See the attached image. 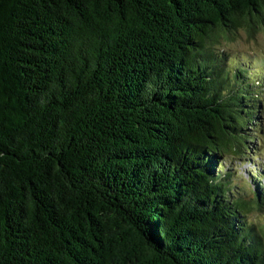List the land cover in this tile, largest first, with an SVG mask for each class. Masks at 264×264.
Here are the masks:
<instances>
[{
	"label": "trees",
	"instance_id": "trees-1",
	"mask_svg": "<svg viewBox=\"0 0 264 264\" xmlns=\"http://www.w3.org/2000/svg\"><path fill=\"white\" fill-rule=\"evenodd\" d=\"M239 29L264 0H0V264H264Z\"/></svg>",
	"mask_w": 264,
	"mask_h": 264
},
{
	"label": "rangeland",
	"instance_id": "rangeland-1",
	"mask_svg": "<svg viewBox=\"0 0 264 264\" xmlns=\"http://www.w3.org/2000/svg\"><path fill=\"white\" fill-rule=\"evenodd\" d=\"M218 49L228 53L232 62L242 64V59L248 61V66H244L246 71L255 72L256 75L264 73V31L258 29L253 34H248L246 31L239 29L234 33L219 38ZM249 72V71H248ZM254 77L253 74H251ZM264 91L263 83L260 84ZM257 132L255 138L250 144V151L245 157L234 155L223 161V166L220 169L221 175L226 173L230 175L229 182L232 187V193L235 197H241L246 200H252L254 197V189L257 183H261L264 178V92L260 95L258 115L256 116ZM262 173L258 179H253L250 172ZM260 171V172H259ZM245 220L254 223L256 232L264 233V207L261 211L252 208L246 213Z\"/></svg>",
	"mask_w": 264,
	"mask_h": 264
}]
</instances>
